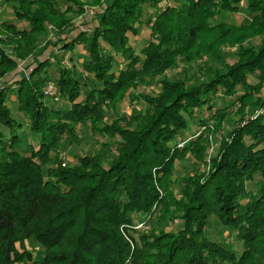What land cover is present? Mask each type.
Masks as SVG:
<instances>
[{
    "label": "trees",
    "instance_id": "trees-1",
    "mask_svg": "<svg viewBox=\"0 0 264 264\" xmlns=\"http://www.w3.org/2000/svg\"><path fill=\"white\" fill-rule=\"evenodd\" d=\"M88 1L102 6L90 32L42 44L49 27L67 36L82 1L7 0L13 21H0V264H264V0ZM143 27L150 40L136 49L130 38ZM61 42L71 53L87 48L79 72L93 87L75 77L72 58L74 70L38 60ZM231 47L229 64L221 56ZM31 55L26 79L17 64ZM203 56L216 62L200 69ZM178 62L194 73L167 78ZM8 76L18 80L2 81ZM48 83L60 109L43 96ZM147 85L152 92L132 93ZM217 94L225 104L212 111ZM129 97L140 108L121 113ZM9 102L24 116L25 134ZM202 109L204 127L229 123L230 130L208 159L209 175L175 176L186 157L207 163L209 130L171 146ZM107 111L115 116L109 122ZM80 125L108 140L104 148L114 144L107 164L98 152L62 167V145ZM158 204V229L133 232L135 219ZM215 218L242 242L239 257L207 238ZM25 241L41 247L38 259L17 249Z\"/></svg>",
    "mask_w": 264,
    "mask_h": 264
},
{
    "label": "rangeland",
    "instance_id": "rangeland-1",
    "mask_svg": "<svg viewBox=\"0 0 264 264\" xmlns=\"http://www.w3.org/2000/svg\"><path fill=\"white\" fill-rule=\"evenodd\" d=\"M83 5V13L79 16H77L76 18L73 19L71 25L73 26V29H69V32L67 30V36L63 35L62 33L54 30L52 27H49V31L48 33L41 38L42 44H44L45 41L47 40H51V41H59L62 40L65 37H75L78 33V31H85V29H88L91 27V19L92 17L95 15L96 11H100L101 10V5H92L88 0H81ZM11 5L7 2V0H0V21L4 20H9L13 21V13L11 11ZM158 9V8H157ZM90 18L88 19L89 22L86 23L85 22V17L86 15L89 16V12H92ZM147 12V11H146ZM149 17H151V15L145 13L143 20H147ZM236 22H239L241 20L240 16H236L235 17ZM85 22V23H84ZM70 28V27H68ZM81 31V32H82ZM61 38V39H60ZM6 39V38H4ZM131 39V43L134 47H136V49H140V47H142L143 45H145L149 40H150V31L143 27L139 30V36H137L136 38H130ZM63 42L59 43L58 45H61ZM7 44V43H5ZM6 49V54L10 57H15V54L12 50H10L11 48L5 47ZM64 50L62 47L59 49L58 47H54L52 50H46L42 56L39 57L38 60H45L46 58H50L54 63L58 62L59 60H61L62 62V58L59 59L60 57L64 56V59L68 60V59H73L75 60V63H77V70L74 73L75 77L79 79V82L81 83V85L84 84V82L88 85V88L93 87V80L88 77V76H84L82 75L79 71H80V66H81V62H85V60H87V56H86V49H83L81 45H77L74 48L75 52H70L69 50H64V53H62L61 51ZM234 53H236V48H225L222 51V56L221 57H226V61L231 64L234 61ZM74 54V55H72ZM77 54V55H75ZM34 57H32V55L28 58H26L25 60H21L18 61L17 64V70L20 72L21 75L24 76V73L28 72V69L31 67L32 62H33ZM71 62V63H70ZM216 61H210L207 57L203 56L201 59H199L196 63V67L202 69L205 67V65H212L214 64ZM68 65H61L67 69H73L72 66V61H69ZM21 66V67H19ZM194 66V67H195ZM23 71H21V70ZM74 70V69H73ZM194 73V71H189L187 69V67L183 66L182 63L178 62L176 68L172 69L171 71H168L165 75L167 78L171 79V80H175L176 78L182 77L183 74L189 76L192 75ZM20 75V76H21ZM48 77H50V79L54 80L57 75L55 73V71L53 69H48ZM7 78H9L8 80L6 79L5 81L8 82L9 84H13L15 83L18 78L16 76L10 77L8 76ZM4 81V79L2 80ZM12 81V82H11ZM251 82H253V80H251ZM11 85L9 86L11 88ZM152 87V85H147V86H143V87H138L137 90H134L132 93L134 94H138V93H150L153 90H149ZM15 88V87H14ZM13 89V88H11ZM149 90V91H148ZM155 90V88H154ZM14 91V89L12 90ZM14 93L10 92L9 96L11 101H14ZM261 96H264V88L261 91ZM216 97V101L211 103V109L212 111H214L217 107H220L221 105H224V99L220 96V95H215ZM49 101H53L51 99H48ZM129 100L131 102H127L120 110L121 113H130L132 109H136V108H140V103L137 99L135 98H130ZM48 101V105L50 107H57L58 109L61 108V100L59 98V101H53V102H49ZM57 103V104H55ZM10 105V110L11 113L14 117V119L18 122L23 124L22 130H20V134H25V118L24 116L19 113L17 111V107L15 102H9ZM230 112V110H229ZM257 112V111H256ZM255 112V113H256ZM207 115V111L206 109H202L199 111V113L197 114V119L195 121H191L188 123V127L186 128V130L177 137V139H175L171 144V146H173L174 144L177 143V141L179 142L180 140H184L187 138H190L191 136L197 134L198 132V136L203 134H205V131L209 130L210 132L207 133L206 138L209 141V146L207 148L206 151V164L205 165H197L196 163H194L190 157H186L184 162L182 163H176L175 165V176H183V175H192V174H203L206 173V176L209 175L210 173L209 168H210V163L208 162L209 157L214 156L217 150V147L219 146V143L221 142V138L226 136L227 133L230 130L231 125L228 123L224 125V127L221 129H219L218 131H214V128L212 126L209 127H204L203 123H200V120L204 119L205 116ZM237 115L233 112L231 113V117H230V121H232L234 123L235 119H236ZM115 118L114 114L111 111H107L105 113V120L106 121H111ZM232 123V125H233ZM209 125H212V122H209ZM27 140H31L30 136H27ZM102 142H108V140H106L105 138H103L102 136H100L98 133H93L89 126L87 125H80L77 127L76 129V136L72 139L71 142H67L64 143L62 145L61 148V152L59 155V158H61L62 160V167L63 166H73L75 165V161L77 159V157L80 156H87L90 157L95 153H101L104 159L105 164H107L108 159L110 157L113 156L114 153V144H111L106 146L104 148V146L102 145ZM186 142V141H185ZM218 142V143H217ZM217 144V145H216ZM216 145V146H215ZM181 146V145H178ZM184 145H182L180 147L183 148ZM103 148V149H102ZM212 148H214V150L212 151ZM106 149V150H105ZM205 176V177H206ZM247 190L252 191L253 187L249 184H247L246 186ZM159 192L161 191L160 189H157ZM161 193V192H160ZM162 194V193H161ZM161 216V212H160V206L159 204L156 205V207L153 208L152 212L150 213H146V214H142L140 215L138 218L135 219V226L129 227L132 228L133 232L136 231H140V232H149L153 229H158L157 227V222L159 220ZM173 226L175 227V225H169L167 228V230L169 229H174ZM156 231V230H155ZM206 236L209 240L211 241H219L221 243H223V245L231 252L235 253V255L237 257H239L242 253L243 250V246H242V242L240 240L235 239V237L219 222V220H217L216 218L213 220L211 226L209 229H207L206 231ZM17 249L19 251H21V249H24L25 251H28L31 253L32 257L34 259H38L39 256L41 255L42 249L40 246L37 245V243H33L31 241H25L23 242V244L21 246L17 245ZM21 264H25V263H21Z\"/></svg>",
    "mask_w": 264,
    "mask_h": 264
},
{
    "label": "built area",
    "instance_id": "built-area-1",
    "mask_svg": "<svg viewBox=\"0 0 264 264\" xmlns=\"http://www.w3.org/2000/svg\"><path fill=\"white\" fill-rule=\"evenodd\" d=\"M93 13V11L92 12H89V16H87L86 15V17H85V22L86 23H88L89 22V18H90V16H91V14ZM84 22V23H85ZM90 30H91V28H88V29H85V31H83V32H90ZM82 31V30H81ZM61 64L62 65H68L69 64V66H70V63H69V60H66V59H63L62 60V62H61ZM19 67H21V66H19ZM21 70V69H20ZM21 71H23V70H21ZM32 70H31V68H29L28 69V72H26V73H24V76H25V78L26 79H28V77H29V73L31 72ZM12 82V81H11ZM149 90H153V87H151ZM148 90V91H149ZM43 96L45 97V98H48V99H51V100H53V101H58V99H59V94H58V92H57V89H56V87L54 86V84H52V83H48L46 86H45V88H44V90H43ZM263 113V110H259V111H257L256 112V116H258V115H260V114H262ZM185 144V142H181V143H179L178 145H184ZM181 146H178V148H180Z\"/></svg>",
    "mask_w": 264,
    "mask_h": 264
},
{
    "label": "crops",
    "instance_id": "crops-1",
    "mask_svg": "<svg viewBox=\"0 0 264 264\" xmlns=\"http://www.w3.org/2000/svg\"><path fill=\"white\" fill-rule=\"evenodd\" d=\"M9 19H10V18H9ZM9 19H8V20H9ZM3 20H4V19H3ZM60 47H61V45H60ZM58 48H59V46H58ZM61 52L64 53V50H62ZM6 79L8 80L9 78L5 77L4 80H6Z\"/></svg>",
    "mask_w": 264,
    "mask_h": 264
}]
</instances>
